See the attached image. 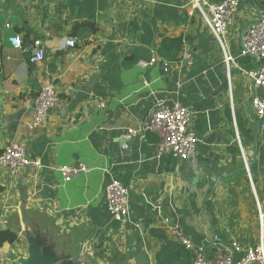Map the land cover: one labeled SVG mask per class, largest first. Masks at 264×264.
I'll return each instance as SVG.
<instances>
[{
	"label": "crops",
	"instance_id": "obj_1",
	"mask_svg": "<svg viewBox=\"0 0 264 264\" xmlns=\"http://www.w3.org/2000/svg\"><path fill=\"white\" fill-rule=\"evenodd\" d=\"M263 13L264 0H243L225 51L191 0H0V153L19 141L42 161L15 173L0 166V227L19 238L1 248L0 259L160 264L171 258L181 264L173 256L188 252L170 231L176 225L207 255L218 247L233 252L234 242L257 245L264 224V125L252 99L264 90L242 71L258 61L241 51L244 29ZM84 21L97 31L83 28L73 35ZM25 23L46 50L40 63L30 61L35 44ZM16 33L23 49L9 41ZM71 36L78 40L74 49L65 46ZM181 37V60L165 71L157 51L166 39ZM225 52L235 61L228 64ZM155 54L157 63L139 65ZM185 54L193 64L182 61ZM48 83L58 87L59 102L45 129L30 130L35 99ZM99 97L108 98L106 107H98ZM156 97L196 112L195 159L157 158L155 132H140L122 147L123 134L142 127ZM77 162L89 170L64 181L59 168ZM109 173L129 188L125 221L107 210Z\"/></svg>",
	"mask_w": 264,
	"mask_h": 264
},
{
	"label": "built area",
	"instance_id": "obj_2",
	"mask_svg": "<svg viewBox=\"0 0 264 264\" xmlns=\"http://www.w3.org/2000/svg\"><path fill=\"white\" fill-rule=\"evenodd\" d=\"M243 0H191V8L197 9L204 18L207 26L214 34L217 41L226 51V37L230 27L233 25ZM7 28H12L9 23ZM9 41L16 47L23 49V40L19 34H13ZM78 40L71 36L65 40V46L74 49ZM46 50L41 40L35 42V52L31 56L32 63H40L46 59ZM75 56V53H71ZM241 56L252 57L256 59L259 66L251 69L239 68L250 77L256 89L264 90V13L258 21L251 24L243 35V47ZM158 56L155 54L149 59H142L139 65L149 67L158 62ZM183 62L191 65L194 63V57L191 54H185ZM225 61L230 64L235 58L229 52H225ZM168 64L164 63V70L168 71ZM98 107L103 108L108 104V98H97ZM59 102V90L54 83H48L43 86L35 99L34 111L32 117L27 122L30 130L45 129L48 124L50 111L57 106ZM252 108L256 116L264 125V95L256 92L252 99ZM196 112L182 102L168 101L167 99L157 98L154 102L152 111L147 116L141 128H128L123 134L126 140L131 139L140 132H155L159 137L157 146V158L164 154H170L181 160L195 159L198 154L199 137L193 130V122ZM128 147V143L122 145ZM247 165V163H246ZM0 166L7 168L12 173L19 169L29 166H42L41 159H33L26 148V145L19 141H12L7 144L0 153ZM64 181H71L82 172L89 168L83 162L64 165L59 168ZM104 186V197L107 210L110 216L118 221H125L129 217L130 191L127 185L112 173ZM159 213L161 207L155 205ZM264 218V214L262 215ZM171 233L178 242L187 250L193 251V261L191 264H264V224L261 225L260 240L257 245L243 248L234 242L233 247L240 255L235 256V251H225L218 247L212 255H207L202 247H197L182 230L176 225L171 227ZM0 264H6L0 259Z\"/></svg>",
	"mask_w": 264,
	"mask_h": 264
},
{
	"label": "trees",
	"instance_id": "obj_3",
	"mask_svg": "<svg viewBox=\"0 0 264 264\" xmlns=\"http://www.w3.org/2000/svg\"><path fill=\"white\" fill-rule=\"evenodd\" d=\"M24 30L28 33V36H31V42L32 44H35L37 35L34 32V30L25 23ZM83 28H89L91 32H96L97 27L94 23L89 21H84L81 23H78L75 26V30L73 32V35H77L80 33V30ZM183 46V38H177V39H166L163 44L158 49V54L160 57H162L165 62L170 65V62H179L181 60L179 52ZM1 56H2V47L0 46V71H1ZM4 191V187L0 186V197L2 192ZM0 222H1V211H0ZM19 240L18 235L15 231H13L10 228H1L0 227V250L3 248L5 244H13ZM184 247V246H183ZM185 248V247H184ZM185 252H188L186 254L182 253V250L179 252H176L173 258L175 256L177 257V262H181V264H190L193 261L194 255L191 254V252L187 249H185ZM161 259V257H160ZM160 264H173L171 261V258H165V260H160Z\"/></svg>",
	"mask_w": 264,
	"mask_h": 264
},
{
	"label": "water",
	"instance_id": "obj_4",
	"mask_svg": "<svg viewBox=\"0 0 264 264\" xmlns=\"http://www.w3.org/2000/svg\"><path fill=\"white\" fill-rule=\"evenodd\" d=\"M249 26H250V25H249ZM249 26H248V27H249ZM248 27H246V29H247ZM246 29H244V31H243V35H244ZM259 134H260V131H258V134H257L256 139H255V151H254V155H253V160L256 159V156H257V151H258V147H259ZM121 143H122V145H123V144L126 143V141H125V140H122ZM244 170H245V171H248V173H251V174L253 173V172L250 170V164L245 165Z\"/></svg>",
	"mask_w": 264,
	"mask_h": 264
},
{
	"label": "rangeland",
	"instance_id": "obj_5",
	"mask_svg": "<svg viewBox=\"0 0 264 264\" xmlns=\"http://www.w3.org/2000/svg\"><path fill=\"white\" fill-rule=\"evenodd\" d=\"M62 259H54V261L55 262H60ZM72 259L70 258V260L69 261H61L60 263H63V262H69L68 264H74L73 263V261H71ZM7 264H17V263H13V262H11V261H9V263H8V261H7ZM47 264H49V262H47ZM85 264H90V262L89 261H86V263Z\"/></svg>",
	"mask_w": 264,
	"mask_h": 264
},
{
	"label": "bare ground",
	"instance_id": "obj_6",
	"mask_svg": "<svg viewBox=\"0 0 264 264\" xmlns=\"http://www.w3.org/2000/svg\"><path fill=\"white\" fill-rule=\"evenodd\" d=\"M248 164V163H247Z\"/></svg>",
	"mask_w": 264,
	"mask_h": 264
}]
</instances>
